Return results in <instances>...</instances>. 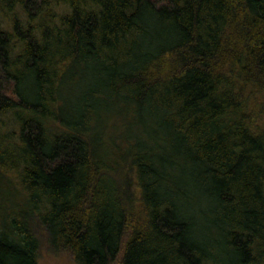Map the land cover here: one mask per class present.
<instances>
[{"label":"trees","instance_id":"1","mask_svg":"<svg viewBox=\"0 0 264 264\" xmlns=\"http://www.w3.org/2000/svg\"><path fill=\"white\" fill-rule=\"evenodd\" d=\"M264 264V0H0V264Z\"/></svg>","mask_w":264,"mask_h":264},{"label":"rangeland","instance_id":"2","mask_svg":"<svg viewBox=\"0 0 264 264\" xmlns=\"http://www.w3.org/2000/svg\"><path fill=\"white\" fill-rule=\"evenodd\" d=\"M38 237L40 239L39 264H75L67 251L53 249L45 234L40 232Z\"/></svg>","mask_w":264,"mask_h":264}]
</instances>
